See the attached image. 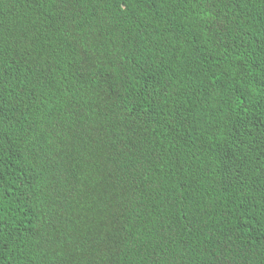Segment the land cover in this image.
Listing matches in <instances>:
<instances>
[{"label": "trees", "instance_id": "1", "mask_svg": "<svg viewBox=\"0 0 264 264\" xmlns=\"http://www.w3.org/2000/svg\"><path fill=\"white\" fill-rule=\"evenodd\" d=\"M0 264H264V0H0Z\"/></svg>", "mask_w": 264, "mask_h": 264}]
</instances>
